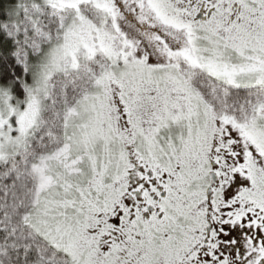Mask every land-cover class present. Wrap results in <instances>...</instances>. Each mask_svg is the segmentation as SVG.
<instances>
[{"label": "snow or ice", "instance_id": "6c2138e0", "mask_svg": "<svg viewBox=\"0 0 264 264\" xmlns=\"http://www.w3.org/2000/svg\"><path fill=\"white\" fill-rule=\"evenodd\" d=\"M0 264H264V0H0Z\"/></svg>", "mask_w": 264, "mask_h": 264}]
</instances>
